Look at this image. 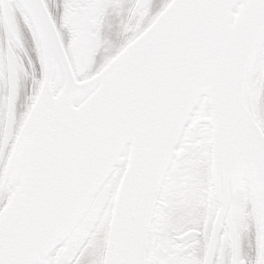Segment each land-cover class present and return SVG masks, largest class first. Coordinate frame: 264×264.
I'll return each instance as SVG.
<instances>
[{"label":"snow or ice","instance_id":"obj_1","mask_svg":"<svg viewBox=\"0 0 264 264\" xmlns=\"http://www.w3.org/2000/svg\"><path fill=\"white\" fill-rule=\"evenodd\" d=\"M0 264H264V0H0Z\"/></svg>","mask_w":264,"mask_h":264}]
</instances>
